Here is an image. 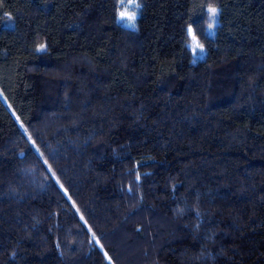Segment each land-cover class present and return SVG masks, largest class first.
<instances>
[{"label":"trees","instance_id":"obj_1","mask_svg":"<svg viewBox=\"0 0 264 264\" xmlns=\"http://www.w3.org/2000/svg\"><path fill=\"white\" fill-rule=\"evenodd\" d=\"M136 2L0 0V264H264V0Z\"/></svg>","mask_w":264,"mask_h":264},{"label":"rangeland","instance_id":"obj_2","mask_svg":"<svg viewBox=\"0 0 264 264\" xmlns=\"http://www.w3.org/2000/svg\"><path fill=\"white\" fill-rule=\"evenodd\" d=\"M136 3H137L136 0H121V5H123V6L120 7V11L118 13L119 21H121L123 24H125L127 26H130L126 20H121L119 17H120L121 13L129 14V15L132 13H136V8L133 7L134 5H136ZM136 17H137V15H136ZM209 32H210V34H212L214 32L213 27L209 28ZM190 35H191V40H190L189 46L194 53V60L192 61L190 66H192V65L194 66L197 64L198 59L203 56L204 48L198 43L197 39L193 36L192 32L190 33ZM197 45H199V47H197ZM190 66H188V67H190ZM185 70H186V67L181 70V74H183Z\"/></svg>","mask_w":264,"mask_h":264},{"label":"snow or ice","instance_id":"obj_3","mask_svg":"<svg viewBox=\"0 0 264 264\" xmlns=\"http://www.w3.org/2000/svg\"><path fill=\"white\" fill-rule=\"evenodd\" d=\"M123 6V5H121ZM133 7L135 8H139V5L136 4L134 5ZM209 12H210V19L212 20H215V17L216 15L218 14V9L217 8H210L209 9ZM121 20H126L127 23L132 26V27H135V21H136V13H132V14H125V13H121L120 14V17H119ZM213 25L212 24H209V28H212ZM189 32L191 33L192 32V29L189 28ZM43 45L40 46V49H43ZM197 47H199V45H197Z\"/></svg>","mask_w":264,"mask_h":264}]
</instances>
